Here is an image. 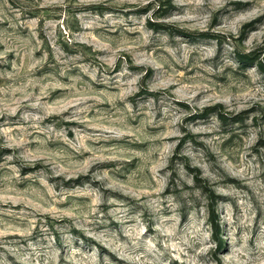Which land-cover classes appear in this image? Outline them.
Segmentation results:
<instances>
[{
	"label": "rangeland",
	"instance_id": "rangeland-1",
	"mask_svg": "<svg viewBox=\"0 0 264 264\" xmlns=\"http://www.w3.org/2000/svg\"><path fill=\"white\" fill-rule=\"evenodd\" d=\"M0 264H264V0H0Z\"/></svg>",
	"mask_w": 264,
	"mask_h": 264
}]
</instances>
